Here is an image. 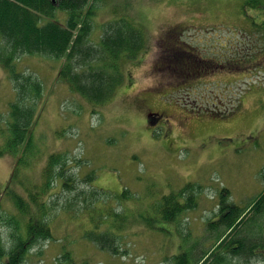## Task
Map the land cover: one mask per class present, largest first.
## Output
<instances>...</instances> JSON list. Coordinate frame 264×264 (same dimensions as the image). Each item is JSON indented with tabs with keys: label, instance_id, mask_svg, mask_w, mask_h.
I'll return each mask as SVG.
<instances>
[{
	"label": "rangeland",
	"instance_id": "1",
	"mask_svg": "<svg viewBox=\"0 0 264 264\" xmlns=\"http://www.w3.org/2000/svg\"><path fill=\"white\" fill-rule=\"evenodd\" d=\"M133 1L140 16L143 13L145 35L151 48L144 60L138 61L130 70L136 84L120 88L106 108L77 99V95L58 80L62 67L60 60L44 55L20 58L19 70L34 75L44 87V111L37 130L36 151L40 158L44 157L45 163L52 153L57 152L68 154L72 161L81 160L84 165L76 169L78 173L83 177L94 176L91 187L84 186L87 190L93 187L113 195H121L128 190L141 201L135 203L134 199H126L136 208H143L189 184L202 188L201 203L183 218L185 230L181 229L180 238L173 237V231L165 229L168 241H160L148 235L141 225L131 224L130 236L125 235L120 248L124 253L118 257L101 251L84 239L81 225L69 220L67 215L60 213L55 217L52 214L48 220L56 240L41 241L30 250L24 264H60L65 247L72 252L74 264H173L172 260H164L170 255V240L173 245L184 242L185 246L202 244L203 248L206 247L212 234H205V243L201 232L205 231L204 224L209 218H216L219 206L215 197L220 199L223 190H229L230 201L240 205H245L264 190V53L257 55V59L263 62L261 69L258 67L260 73H247L251 68L246 71L225 70L221 75L218 72L215 78L189 88V92L181 90L185 87L182 83L165 87L159 97L165 99L163 102L169 108L151 102L152 93L134 99L126 107L140 88L149 90L158 81L152 67L161 54L157 43L164 28L181 24L185 42L201 47L204 55L220 54L214 57L222 59L224 55L225 59L233 58L230 55L226 57V52L220 49L222 43L227 53L229 49L232 52L236 48H243L247 53L254 45H257L256 51L262 50L264 39L258 34H246L261 25L256 20L257 12L246 10L244 0ZM64 19L65 22L58 21L65 25L66 16ZM103 20L95 27V41L102 36ZM113 20L112 17L107 23ZM217 44L219 49L215 51L212 47ZM250 84H255V87ZM16 100L13 82L0 68V149L9 136V111L11 103ZM211 102L218 106L209 105ZM199 103L212 106L220 116L228 115L213 117L203 112ZM239 104L240 110L237 108ZM153 106H157L155 111L161 114L163 110L172 108L162 120L149 127L145 112L154 111ZM36 162L37 159H33L32 170L21 171L22 183H14L7 188L16 158L0 156V238L6 245L12 229L6 220L18 214L13 203L15 195L21 192L25 208L34 210L27 191L43 183L42 162ZM70 172L75 173V169ZM65 192H62V187L53 188L51 201L68 196ZM62 219L65 220L61 222ZM260 223L256 220L245 225L243 236L247 238L248 245L255 239H261L253 234ZM229 260L233 262L223 264H264L261 258L250 256H229Z\"/></svg>",
	"mask_w": 264,
	"mask_h": 264
},
{
	"label": "trees",
	"instance_id": "2",
	"mask_svg": "<svg viewBox=\"0 0 264 264\" xmlns=\"http://www.w3.org/2000/svg\"><path fill=\"white\" fill-rule=\"evenodd\" d=\"M133 2L0 0V68L8 73L17 90V100L11 104L9 136L5 146L0 149V155L11 154L16 158L12 183H22L21 171L32 169L33 159L38 157L37 130L44 108L43 85L33 75H26L19 70L18 64L22 62L20 58L24 55H44L63 61L58 80L75 93L77 99L106 108L118 95L120 88L136 84L130 70L138 61L144 60L151 48L145 35L143 13L140 16ZM244 8L255 10L256 20L261 24L246 34H258L264 39V0H244ZM65 16L66 24L63 25L58 20L65 22ZM112 17L114 20L107 23ZM101 19L105 20L102 23V36L95 41V27ZM180 25L172 24L161 31L157 43L161 54L152 67V73L158 81L149 90L140 88V92L129 100L126 107L134 99L152 93L154 96L150 98L151 102L169 108L163 102L165 99L159 97L165 87L182 83L185 87L181 90L189 92V88L211 80L218 76V72L221 75L225 70L246 71L251 68L247 73H260L258 67L261 69L260 64L263 62L257 59V55L264 53V46L259 51H256L257 45H254L252 51L247 53L243 48H236L232 52L229 49L227 53L226 46L221 42L220 49L226 52V57H234L225 59L223 55L222 59H217L214 56L220 54L204 55L201 47L185 42L181 33L183 27ZM212 48L216 51L219 44ZM250 85L255 87V84ZM157 106H153L154 111L145 112L146 125L149 127L162 120V114L170 112L172 108L163 110L161 114L155 111L158 110ZM199 106L213 117H226L216 111L210 113L208 105L199 103ZM81 165V161L70 160L68 154L52 153L43 168V183L27 191L34 210L26 209L23 197L15 195L12 201L18 214L6 220L12 229L8 245L0 238V264H24L30 250L41 241H55L56 236L48 220L52 214L55 217L60 213L67 215L69 220L81 225L84 239L94 243L101 251L119 256L124 253L120 248L125 235L130 236L131 224L141 225L152 238L168 241L165 229L173 231V237L181 234V229H184L183 217L195 210L200 202L202 188L189 184L176 193L163 195L160 200L144 205L143 208H136L126 199H134L135 203L141 201L128 190H124L121 195L93 187L87 190L84 186L91 187L94 176L80 178L79 174L70 172L71 169H80ZM54 184L62 187V192L65 190L68 196L52 202L50 193ZM229 198L230 191L223 190L216 218H209L204 224V233L212 234L207 243L202 234L206 247L213 246L210 250L205 247L197 256L196 248L199 245L185 246L182 242L176 247L177 242L173 245L170 240V255L164 260H172L173 264H223L229 263L226 259L228 255L245 258L261 256L264 260V253H257L264 249V240L250 247L246 243L247 238L243 236L245 225L255 223L256 220L261 222L256 235L260 237L264 233V190L246 205L232 203ZM63 250L60 264H74L72 252L66 247Z\"/></svg>",
	"mask_w": 264,
	"mask_h": 264
},
{
	"label": "bare ground",
	"instance_id": "3",
	"mask_svg": "<svg viewBox=\"0 0 264 264\" xmlns=\"http://www.w3.org/2000/svg\"><path fill=\"white\" fill-rule=\"evenodd\" d=\"M39 154V153H38Z\"/></svg>",
	"mask_w": 264,
	"mask_h": 264
}]
</instances>
